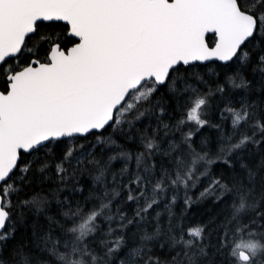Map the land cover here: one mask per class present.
<instances>
[{"label": "snow or ice", "instance_id": "snow-or-ice-1", "mask_svg": "<svg viewBox=\"0 0 264 264\" xmlns=\"http://www.w3.org/2000/svg\"><path fill=\"white\" fill-rule=\"evenodd\" d=\"M59 23L65 25L63 36L42 28ZM208 34H213L214 43L208 42ZM249 45L258 48L257 63L264 65V0H0V252L16 232L14 215L23 226V211L13 212L12 197L22 190L19 184L32 170V161L24 160V154L41 161L38 171L45 173L48 161L38 153L50 156L54 146L67 140L55 163L61 184L70 175L76 179L77 169L91 168L98 173L94 182L106 185L109 169L119 159L124 167L111 175L116 186L104 187L98 196L90 191L88 199L99 204L87 212L80 203L73 208L65 197L60 203L68 210L62 215L71 226L57 221L59 236H43L34 245L35 253L18 248L13 264H161L158 257L149 255L148 247L149 242L161 239V248L165 243L171 248L179 246L171 264H215V258L224 252L228 264H264V232L256 230L261 226L259 219L264 218V212L258 211L264 200V178L257 195V172L243 163L248 186L238 181L229 188L212 179L200 194L203 197L215 189L221 194L235 193L231 216L217 233L218 243H212L204 226L185 231L179 218L176 223L172 219L179 190L186 192L207 175V167L197 172V165L219 161L231 167L233 153L249 144L257 148L264 144V119L257 115L256 105L244 101L238 108H223L219 115L224 119L227 113L232 128L226 134L210 119L211 99L224 93L225 85L217 82L212 88L196 74L207 86L201 92L182 73L197 63L247 65L251 61ZM258 70L264 73V68ZM226 83L233 88L251 86L239 69ZM161 88L174 97L187 95L184 115L174 125L161 121L151 134L141 132L137 122L165 112L161 100L155 99ZM206 127L219 133L221 145L215 157L193 146L194 137ZM107 130L129 141L139 137L143 151L123 150L111 136L105 137ZM161 130L164 137H173L166 148L157 139ZM177 133L179 142L174 139ZM89 136L96 142L89 148L72 142ZM207 142L202 140V147ZM97 145L115 146L117 151L102 162L95 155ZM154 157L162 158L159 165ZM133 160L136 171L126 182H118V176L128 174ZM120 187L127 190L125 202L134 205L132 216L113 207ZM169 193L164 204L167 230L162 229L161 212L156 211L155 228L149 232L143 223ZM184 202L190 206L191 198L185 195ZM45 203L39 196L17 200V206L38 212ZM248 212H255L256 218L244 222ZM102 224L107 225L106 230ZM130 226L142 234L136 246L126 247L124 233ZM174 229H179L178 235ZM0 264L6 262L0 259Z\"/></svg>", "mask_w": 264, "mask_h": 264}, {"label": "trees", "instance_id": "trees-1", "mask_svg": "<svg viewBox=\"0 0 264 264\" xmlns=\"http://www.w3.org/2000/svg\"><path fill=\"white\" fill-rule=\"evenodd\" d=\"M43 30L53 31L61 36L64 35L65 25L63 23L55 24L49 26L48 24L42 25ZM208 42L212 44L214 42V36H208ZM251 53V61L247 65H240L238 62H232L228 65H224L221 62H212L210 64H199L190 66L186 71L182 69V73L188 80V83L195 87H198L201 92L207 91V86L202 84L196 78V74L203 77L207 85L215 88L217 82L225 85V92L222 94H216L211 99V110L210 119L215 124H220L224 129L226 134L232 132L230 118L227 113H225V118L221 119L219 112L225 107H239L244 101H249L256 105L257 115L264 119V83H261V78H264V73L260 72L258 69L264 68V65L257 63L258 48L255 45H249L247 49ZM211 69V71H209ZM240 70L244 78L251 82V86L248 89L243 88H233L227 85L226 81L229 76H234L237 70ZM213 73H218L214 75ZM239 82V80H237ZM155 99L161 100L165 107V112L163 116L159 113L154 115L146 116L141 121L137 122V128L143 132L147 130L151 134L154 128H157L162 121L163 123H169L174 125L177 120H179L184 115L185 102L187 95L184 97H174L171 93L167 92L164 88H161L159 93L156 95ZM249 135L251 130H248ZM105 137L111 136L117 144L123 147V150L129 152H140L143 151V147L140 143L139 137L134 138L129 141L123 136L115 135L111 133V130H107L104 133ZM135 135V134H134ZM219 133L216 129L204 128L200 133L194 137L193 146L197 151L207 150L211 157H215L218 154L221 141L219 140ZM158 140L162 141V146L167 147V141L173 139L171 134L169 137H164L163 130L161 134L157 137ZM176 142H179L180 136L177 133L174 137ZM207 140V144L202 147L201 141ZM73 143L84 144L85 148H89L90 144L96 143L93 137L89 136L87 140L85 138H74ZM69 141L59 142L58 146H54L53 154L50 156H45L44 152L38 153V155L47 159L49 164V169L45 173L38 171L40 166L39 160L36 157L24 154V160L32 161V170L27 175L25 182L20 183L19 187L22 189L17 195L12 197L13 212L23 211V226H20L19 218L13 216V220L16 221V232L14 236L7 241L6 247L0 252V259H3L6 264H13V253L18 248H23L24 252H36L34 247L35 244L40 243L41 238L47 234H51L54 237L59 236L60 227L63 225L65 227L71 226V221H68L63 217V212L68 209L60 203L65 199L71 202L72 207L75 208L77 203L83 206L85 212L89 211L94 205L99 204L96 199H88L89 192L95 191L96 195H100L104 187L111 189L116 186L117 182H114L111 178L112 174H119L124 167L123 160L114 161L109 169L110 174L107 175L106 185H101L94 182V176L98 173L91 168H79L77 169L76 179H72L69 176L68 181L61 184L58 180L57 174L55 172V163L59 161L63 154V151ZM117 151L115 146L108 148L105 146L97 145L95 149V155L98 159L107 161L110 155H113ZM159 165L161 162L160 157L153 158ZM229 159L232 161V166L229 167L219 161L211 165L205 166L203 164L197 165V172H202L207 167V175L201 176L195 187H190L186 192L184 189H180L178 192V198L176 204L172 207L173 223L177 222L179 218V224L185 229L193 226H204L205 232L209 234V239L213 244L218 243L217 233L222 232V226L224 225L225 219L231 216V205L236 199L234 192H226L221 194L219 189H215L209 194L201 197V193L204 192L206 188L209 187L212 179H219L224 184H227L229 188H234L238 181H243V183L248 186L249 182L247 180V170L241 167V164H245L248 168L253 169L257 172V184H256V194L262 191L259 184L261 178H264V167L260 165L264 162V144H261L258 148L254 145L249 144L246 148L239 150L238 153H233ZM163 162L171 168L168 164L167 158H163ZM73 168L76 169L77 166L73 164ZM129 172L122 178L118 176V182H126L130 176L136 171L135 161H131L128 165ZM18 175V173H17ZM75 188H83V191H76ZM120 191V196L113 199V207L119 206L122 211L126 212L129 216L134 213V205L131 202H125L124 197L127 195V190L123 187L118 189ZM171 193H169L161 204L154 210H151L147 220L143 223V227L149 232L154 231L155 221L153 216L156 211L161 212L160 225L162 229L167 230L168 226V214L164 210V204L170 199ZM185 195L191 198V205H185ZM33 196H39L45 198V207L42 211H36L32 208H25L23 205L17 206V200L31 199ZM259 212H264V200L260 202ZM256 218L255 212H248L244 215V222ZM59 222L57 225L56 222ZM259 224L261 225L256 230L258 232H264V218L259 219ZM105 230L107 229L106 224L101 225ZM115 226V225H114ZM255 227V226H254ZM174 231L179 234V229H174ZM99 235V233H97ZM142 234L141 230H138L135 226H130L129 229L124 233L126 239V247H133L138 244L139 236ZM187 238V236H186ZM245 239L249 237L245 236ZM159 243H164V240L149 242L148 247L150 248L149 255L158 257L161 264H171L173 256L179 250L177 248H171L167 243L165 247H159ZM97 252H99V247L94 245ZM101 255L103 253H100ZM211 255V250H210ZM215 264H228L227 253L224 252L221 256L215 258Z\"/></svg>", "mask_w": 264, "mask_h": 264}, {"label": "water", "instance_id": "water-1", "mask_svg": "<svg viewBox=\"0 0 264 264\" xmlns=\"http://www.w3.org/2000/svg\"><path fill=\"white\" fill-rule=\"evenodd\" d=\"M209 35H213V34H208V36H209ZM208 36L206 37V39H208ZM213 43H214V42H213Z\"/></svg>", "mask_w": 264, "mask_h": 264}]
</instances>
